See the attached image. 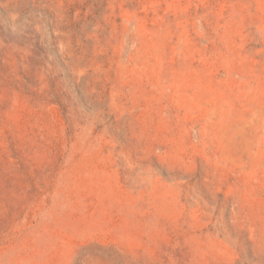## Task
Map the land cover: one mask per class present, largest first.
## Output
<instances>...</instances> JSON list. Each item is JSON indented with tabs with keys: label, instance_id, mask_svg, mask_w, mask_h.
Segmentation results:
<instances>
[{
	"label": "rangeland",
	"instance_id": "rangeland-1",
	"mask_svg": "<svg viewBox=\"0 0 264 264\" xmlns=\"http://www.w3.org/2000/svg\"><path fill=\"white\" fill-rule=\"evenodd\" d=\"M0 264H264V0H0Z\"/></svg>",
	"mask_w": 264,
	"mask_h": 264
}]
</instances>
